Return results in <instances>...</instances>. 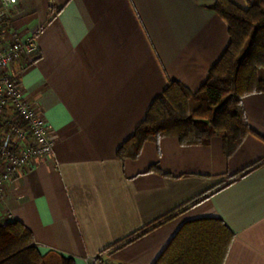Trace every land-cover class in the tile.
Here are the masks:
<instances>
[{"label": "crops", "instance_id": "obj_1", "mask_svg": "<svg viewBox=\"0 0 264 264\" xmlns=\"http://www.w3.org/2000/svg\"><path fill=\"white\" fill-rule=\"evenodd\" d=\"M215 1L19 0L12 10L13 28L37 44L13 70L56 145L7 187L0 216L24 223L43 255L154 264L185 221L217 217L236 234L225 264H264V93L244 98L255 133L230 158L220 134L206 145L166 136L117 157L172 81L197 91L224 54Z\"/></svg>", "mask_w": 264, "mask_h": 264}, {"label": "trees", "instance_id": "obj_2", "mask_svg": "<svg viewBox=\"0 0 264 264\" xmlns=\"http://www.w3.org/2000/svg\"><path fill=\"white\" fill-rule=\"evenodd\" d=\"M212 8L228 24L230 42L224 54L197 91L172 81L154 99L132 136L119 146V159H136L147 141L157 143L166 136L178 137L183 145H206L215 134L222 136L224 155L230 158L255 133L246 116L244 98L264 93V0H255L247 8L231 0H216ZM235 237L217 217L185 221L154 264H225ZM33 238L20 221L0 224V264H76L74 258L60 253L43 255Z\"/></svg>", "mask_w": 264, "mask_h": 264}, {"label": "built area", "instance_id": "obj_3", "mask_svg": "<svg viewBox=\"0 0 264 264\" xmlns=\"http://www.w3.org/2000/svg\"><path fill=\"white\" fill-rule=\"evenodd\" d=\"M18 3L0 0V199L23 170L51 157L56 145L47 119L13 70L17 61L30 63L37 50L35 36L23 39L12 26ZM87 260L95 263L97 257Z\"/></svg>", "mask_w": 264, "mask_h": 264}]
</instances>
